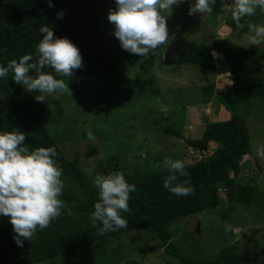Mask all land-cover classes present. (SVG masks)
I'll use <instances>...</instances> for the list:
<instances>
[{"label":"rangeland","instance_id":"374dc122","mask_svg":"<svg viewBox=\"0 0 264 264\" xmlns=\"http://www.w3.org/2000/svg\"><path fill=\"white\" fill-rule=\"evenodd\" d=\"M194 2L185 0L166 15L170 42L151 53L154 59L149 76L153 78L154 93L138 94L132 84L145 57L121 48L114 35L115 26L107 18L109 10L115 8L114 0H98L99 24L104 33L102 50L116 60V69L102 75L92 61L82 59V68L74 70L70 78L62 77L70 90L47 95L48 100L39 105V109L46 111L43 114L49 119L60 149L68 158L77 159L92 179L101 175V165L111 158H117L127 173L165 169V157L182 160L185 166L191 164L200 154L186 144L185 138H199L205 123L226 120L225 112L230 117L222 102V92L230 85L228 76L179 61L174 47L207 42V37L213 34L241 47L263 49L264 44L248 45L249 37L254 35L248 25L264 26V10L258 8L255 15L243 17L240 22L245 27L237 29L231 11L234 0H220L215 16L189 15L188 9ZM260 68V75L264 76V62ZM102 101L109 106L101 109ZM244 118L251 153L244 162L248 168L241 176L242 181L255 187V197L248 204L224 201L173 226V236L181 251L201 261L214 259L223 247L235 243L239 249L238 264H264V160L255 151L264 145V110L246 112ZM62 125L69 126L66 135L61 133ZM166 126L179 131L181 137L168 134ZM88 131L93 132L95 140L88 139ZM91 145L98 152L86 157L85 151ZM215 148L216 143L210 141L207 152ZM74 263L180 264L148 230L102 240L37 264Z\"/></svg>","mask_w":264,"mask_h":264},{"label":"trees","instance_id":"16d2710c","mask_svg":"<svg viewBox=\"0 0 264 264\" xmlns=\"http://www.w3.org/2000/svg\"><path fill=\"white\" fill-rule=\"evenodd\" d=\"M51 4L50 7L49 0H0V65L7 66L10 60H18L25 54L35 59L36 46L42 39L40 26L47 25L57 38H67L77 46L82 59L92 61L100 74L113 72L116 60L102 50L104 33L99 24L98 0H51ZM219 6L220 0H216L214 16ZM60 12L62 18L57 16ZM207 39V42L174 47L179 61L226 74L230 81L222 92V102L230 117L206 122L197 139L185 138L186 144L199 152L200 158L185 166V175L177 174L176 183L187 182L185 186L192 187L194 192L177 196L166 189L163 183L169 175L166 168L127 173L117 158H111L101 165V175L120 171L129 184L135 185L136 191L130 193L131 211L122 213L127 227L104 235H97L96 226L90 220L94 204L98 202L94 179L84 172L77 159L68 158L60 149L49 127V119L43 114L46 111L39 109L40 102L34 98L37 93H30L15 83L11 72L6 78H0V132L13 129L23 132L30 150L55 147V161L62 170L64 183L60 197L64 202L62 214L48 228H37L31 241L23 240L22 247L13 238L15 233L8 217L0 215V264H37L139 230H148L164 251L180 264H238L239 249L235 243L223 247L214 259L201 261L184 254L173 236V226L183 218L215 208L224 201L248 204L256 195L252 183L242 181L241 176L248 168L244 162L251 153L244 113L264 110V76L260 75L264 48L241 47L213 34ZM153 59L154 55L149 54L139 63L132 84L138 94L154 93L153 78L149 76ZM44 71L52 70L46 68ZM100 106L105 109L109 104L102 101ZM165 129L168 134L181 137L171 126ZM68 131L69 126L62 125L61 133L66 135ZM210 141L216 143V148L207 152ZM97 152V147L91 145L85 156H94ZM230 192L233 195H229Z\"/></svg>","mask_w":264,"mask_h":264},{"label":"clouds","instance_id":"9594fccd","mask_svg":"<svg viewBox=\"0 0 264 264\" xmlns=\"http://www.w3.org/2000/svg\"><path fill=\"white\" fill-rule=\"evenodd\" d=\"M185 0H114L115 8L108 12V21L114 27V35L122 49L132 55L147 57L161 46L169 44L166 15L173 6ZM216 0H195L188 9L189 15H211ZM51 7V0H49ZM264 10V0H234L232 19L237 29L245 27L243 17L255 15L257 9ZM62 18L63 13H57ZM254 35L249 44H264V26L248 25ZM42 39L36 46L35 59L25 54L18 60H10L7 66L0 65V78L9 72L15 83L26 91L37 93L35 100L45 102L47 95L69 89L67 82L58 77H71L73 71L83 67L82 56L77 46L69 39L57 38L51 27L41 25ZM51 69V72L44 69ZM70 90V89H69ZM89 140L96 137L87 132ZM256 156L264 160V145L256 148ZM55 147H38L30 150L25 144V134L19 130L0 132V215L10 219L14 240L23 246V240L31 241L39 229H46L59 217L64 202L60 199L64 183L62 170L57 165ZM163 166L168 170L164 187L177 196H188L194 192L185 183H176L179 174L185 175L184 162L165 157ZM93 184L98 190V202L90 215L97 235L115 232L127 227L122 213L129 208L130 193L135 185L129 184L124 174L114 171L107 175H96ZM99 222V225L97 224Z\"/></svg>","mask_w":264,"mask_h":264},{"label":"crops","instance_id":"0c3cea01","mask_svg":"<svg viewBox=\"0 0 264 264\" xmlns=\"http://www.w3.org/2000/svg\"><path fill=\"white\" fill-rule=\"evenodd\" d=\"M225 116H224V118L225 119H228V115H227V113L225 112V114H224Z\"/></svg>","mask_w":264,"mask_h":264}]
</instances>
